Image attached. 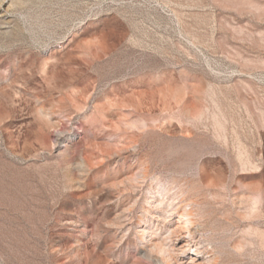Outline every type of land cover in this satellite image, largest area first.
<instances>
[{"label":"rangeland","instance_id":"rangeland-1","mask_svg":"<svg viewBox=\"0 0 264 264\" xmlns=\"http://www.w3.org/2000/svg\"><path fill=\"white\" fill-rule=\"evenodd\" d=\"M0 4V264H264V0Z\"/></svg>","mask_w":264,"mask_h":264},{"label":"bare ground","instance_id":"bare-ground-1","mask_svg":"<svg viewBox=\"0 0 264 264\" xmlns=\"http://www.w3.org/2000/svg\"><path fill=\"white\" fill-rule=\"evenodd\" d=\"M181 202L183 201L180 199V203L176 202L168 205L171 206V214L176 217L175 220L173 219L168 223L173 225L165 229V232L168 233L167 239L169 243H154L151 239L144 243L146 248L154 249L157 252V255L151 256L153 264L158 263L157 256H159L163 264H213V262L209 263L206 260L207 256L201 251L203 248L202 243L196 239L198 222L194 211L191 207H188L191 202ZM147 215L150 218H155L153 215ZM147 220L145 217V219H140V222L145 223Z\"/></svg>","mask_w":264,"mask_h":264}]
</instances>
